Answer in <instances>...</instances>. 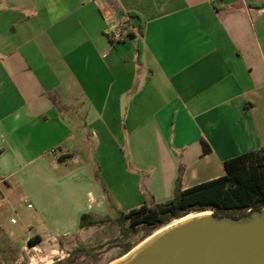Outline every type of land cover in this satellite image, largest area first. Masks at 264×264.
I'll return each instance as SVG.
<instances>
[{
  "label": "crops",
  "instance_id": "obj_1",
  "mask_svg": "<svg viewBox=\"0 0 264 264\" xmlns=\"http://www.w3.org/2000/svg\"><path fill=\"white\" fill-rule=\"evenodd\" d=\"M263 147L264 0H0V250L91 233L83 214L171 200Z\"/></svg>",
  "mask_w": 264,
  "mask_h": 264
},
{
  "label": "trees",
  "instance_id": "obj_2",
  "mask_svg": "<svg viewBox=\"0 0 264 264\" xmlns=\"http://www.w3.org/2000/svg\"><path fill=\"white\" fill-rule=\"evenodd\" d=\"M205 153L210 152L204 141ZM225 174L183 190L180 178L173 199L163 203L144 204L117 218L121 228V238L109 244L108 249L118 248L119 253L107 261L99 254L85 264H109L126 255L139 243L159 229L191 213L212 211L219 218L240 219L253 211L264 208V147L250 151L224 162ZM105 218L85 213L81 217V228L96 226ZM126 221L129 226H126ZM42 241L40 236L29 240L31 246Z\"/></svg>",
  "mask_w": 264,
  "mask_h": 264
},
{
  "label": "water",
  "instance_id": "obj_3",
  "mask_svg": "<svg viewBox=\"0 0 264 264\" xmlns=\"http://www.w3.org/2000/svg\"><path fill=\"white\" fill-rule=\"evenodd\" d=\"M189 215L109 264H264V208L238 220Z\"/></svg>",
  "mask_w": 264,
  "mask_h": 264
},
{
  "label": "rangeland",
  "instance_id": "obj_4",
  "mask_svg": "<svg viewBox=\"0 0 264 264\" xmlns=\"http://www.w3.org/2000/svg\"><path fill=\"white\" fill-rule=\"evenodd\" d=\"M102 184L103 181L101 180V187ZM118 190L120 192L122 187H120V189L118 188L117 191ZM174 196L175 193L171 199H173ZM121 199L123 200L122 197ZM166 201L167 200L163 202ZM144 203L148 205L153 204L151 196L147 193L142 195V198L138 204L135 201H130L128 204H123L133 207L134 205L140 206ZM130 209L131 208H125L123 206H119L116 209L111 208L110 216L96 225L95 227L97 229H94L91 233H81L73 236H62L57 237L56 239H50L43 245L38 244V250L36 251L31 249L30 244H27L25 248L20 249H17L16 247H5V249L0 250V264H85L93 260V256L97 254L101 256V260L103 259V261H107L109 258L119 253L118 248H111L104 252L106 249H108L110 243L118 238H121V228L117 218L122 214L128 213ZM27 211L28 210L25 204H21L20 206L16 207V210H9L6 212L3 219L5 223L4 229L7 234L16 229H22V220ZM196 213L197 212L191 213V215ZM12 218H14L15 221H12ZM126 226H129L128 221H126ZM137 246H135V248ZM122 258H124V256L112 262H116Z\"/></svg>",
  "mask_w": 264,
  "mask_h": 264
},
{
  "label": "built area",
  "instance_id": "obj_5",
  "mask_svg": "<svg viewBox=\"0 0 264 264\" xmlns=\"http://www.w3.org/2000/svg\"><path fill=\"white\" fill-rule=\"evenodd\" d=\"M138 34L136 28L129 22H119L116 26L107 32V36L112 43H117L128 37L131 33ZM27 202V200H25ZM28 207H33V204H28ZM31 249L38 250V245L31 246Z\"/></svg>",
  "mask_w": 264,
  "mask_h": 264
},
{
  "label": "bare ground",
  "instance_id": "obj_6",
  "mask_svg": "<svg viewBox=\"0 0 264 264\" xmlns=\"http://www.w3.org/2000/svg\"><path fill=\"white\" fill-rule=\"evenodd\" d=\"M191 216H193V215H189L188 217H186V218H189V217H191ZM161 231V230H160ZM160 231H158V233L160 232Z\"/></svg>",
  "mask_w": 264,
  "mask_h": 264
}]
</instances>
